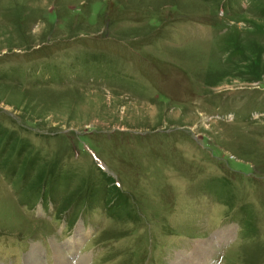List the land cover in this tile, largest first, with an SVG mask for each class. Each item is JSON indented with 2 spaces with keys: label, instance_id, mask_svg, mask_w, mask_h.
<instances>
[{
  "label": "rangeland",
  "instance_id": "obj_1",
  "mask_svg": "<svg viewBox=\"0 0 264 264\" xmlns=\"http://www.w3.org/2000/svg\"><path fill=\"white\" fill-rule=\"evenodd\" d=\"M0 264H264V0H0Z\"/></svg>",
  "mask_w": 264,
  "mask_h": 264
},
{
  "label": "bare ground",
  "instance_id": "obj_2",
  "mask_svg": "<svg viewBox=\"0 0 264 264\" xmlns=\"http://www.w3.org/2000/svg\"><path fill=\"white\" fill-rule=\"evenodd\" d=\"M32 263V262H31ZM35 263V262H34Z\"/></svg>",
  "mask_w": 264,
  "mask_h": 264
}]
</instances>
